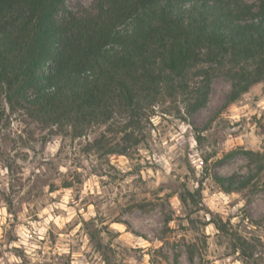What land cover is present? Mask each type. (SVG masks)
<instances>
[{"label":"rangeland","instance_id":"obj_1","mask_svg":"<svg viewBox=\"0 0 264 264\" xmlns=\"http://www.w3.org/2000/svg\"><path fill=\"white\" fill-rule=\"evenodd\" d=\"M230 89L216 75L196 111L155 107L136 145L117 124L73 137L0 113V264H264V79L222 107Z\"/></svg>","mask_w":264,"mask_h":264},{"label":"trees","instance_id":"obj_2","mask_svg":"<svg viewBox=\"0 0 264 264\" xmlns=\"http://www.w3.org/2000/svg\"><path fill=\"white\" fill-rule=\"evenodd\" d=\"M216 75L231 81L222 107L264 79V0H95L78 11L65 0H0V113L73 137L117 124L136 145L155 107L196 111ZM239 151L259 156L229 154ZM253 177L214 179L230 192Z\"/></svg>","mask_w":264,"mask_h":264}]
</instances>
